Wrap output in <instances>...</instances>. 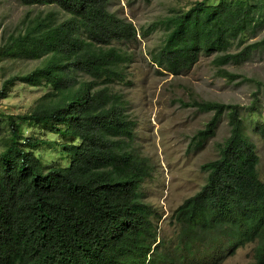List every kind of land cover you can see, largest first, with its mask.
Masks as SVG:
<instances>
[{
	"label": "trees",
	"instance_id": "1",
	"mask_svg": "<svg viewBox=\"0 0 264 264\" xmlns=\"http://www.w3.org/2000/svg\"><path fill=\"white\" fill-rule=\"evenodd\" d=\"M111 1L21 0L53 7L27 14L0 46V60H39L5 79L0 98L19 81L51 87L31 110L6 114L9 130L0 126V264H202L204 253L233 252L244 240L256 241L255 264H264L261 156L239 103H189L214 111L191 147L213 136L225 113L231 132L219 143V156L201 165L205 184L173 214L181 227L176 246L159 241L162 215L145 199L155 166L135 148L137 121L114 85L132 58L122 44L139 32L110 8ZM158 27L165 29L152 52L159 67L178 74L203 51L216 52L215 64L232 79L237 74L222 66L264 46V38L249 41L264 29V0L196 1L160 16L149 31ZM234 43L242 48L230 51ZM26 122L63 138L27 134ZM255 130L264 137V123ZM44 144L58 145L67 162L45 160L36 152ZM228 228L242 235L224 247L219 241Z\"/></svg>",
	"mask_w": 264,
	"mask_h": 264
},
{
	"label": "rangeland",
	"instance_id": "2",
	"mask_svg": "<svg viewBox=\"0 0 264 264\" xmlns=\"http://www.w3.org/2000/svg\"><path fill=\"white\" fill-rule=\"evenodd\" d=\"M196 1L200 0H112L110 3L113 11L132 20L138 28L137 39L122 44L132 58L123 64L124 78L114 85L115 90L123 93L128 110L137 121L135 148L148 155L155 166L153 178L145 183V199L162 214L158 221L161 238L173 242L179 229L173 223L174 212L205 184L208 172L201 165L219 156V143L231 132L229 115L225 113L217 124L216 133L202 146L191 147L194 135L204 129L214 115V111L189 104L193 100H216L242 106L246 132L257 143L261 156L259 168L264 179V137L255 130L257 123H264V46L255 49L241 62L232 61L222 66L237 74L232 79L223 76L221 67L215 64L216 52L203 51L195 64L178 74L159 67L152 59V52L165 38V29L158 27L149 31L150 25L160 16L188 9ZM219 1L207 0L208 3ZM52 7L26 5L21 0H0V46L5 42V36L24 25L22 22L27 14ZM60 16H63L61 11ZM261 38H264V29L249 41ZM240 48L234 43L230 51ZM38 64L39 60L18 57L0 60V88L8 77L28 72ZM49 90L50 86H33L21 81L14 85L6 97L0 98L2 130L10 128L6 114L31 110ZM252 105L254 110L250 111ZM25 126L27 134L56 140L63 138L41 125L26 122ZM36 152L43 154L49 162H67L61 148L55 144L41 145ZM254 246L249 243L240 248L225 264H248L253 260Z\"/></svg>",
	"mask_w": 264,
	"mask_h": 264
},
{
	"label": "clouds",
	"instance_id": "3",
	"mask_svg": "<svg viewBox=\"0 0 264 264\" xmlns=\"http://www.w3.org/2000/svg\"><path fill=\"white\" fill-rule=\"evenodd\" d=\"M178 227H179V225H178ZM180 229H181V227H179L178 232H179ZM158 230H159V227H158ZM232 232H235V230L232 229V228H228L226 235L220 239L219 245H224V247H225V243L227 241L236 240L242 235V232L239 233V234H236V235H234ZM159 233H160V230H159ZM261 234H260V236H261ZM163 239L166 240L168 245H170L171 247H175L177 242H178V240H179V235L177 233V239H176L175 242L167 240L166 238H161V235H160L159 241H161ZM249 243H254L255 246L252 247L253 260L251 262H249L248 264H255L257 262V260H258V250L256 249V241H252V240H249L247 242H245V240H244V241L240 242L239 243L240 245L233 252H229V250L223 249V252L216 251L215 253H204V259H203L202 264H225L226 260L228 259V257L230 255L235 254L240 248H243V247L247 246V244H249Z\"/></svg>",
	"mask_w": 264,
	"mask_h": 264
}]
</instances>
